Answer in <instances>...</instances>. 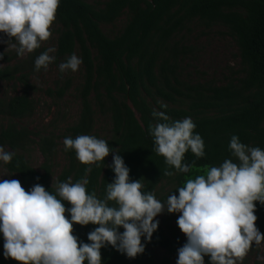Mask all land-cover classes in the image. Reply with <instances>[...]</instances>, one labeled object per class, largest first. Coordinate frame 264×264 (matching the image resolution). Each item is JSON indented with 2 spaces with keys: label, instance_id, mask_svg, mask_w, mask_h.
Wrapping results in <instances>:
<instances>
[{
  "label": "trees",
  "instance_id": "trees-1",
  "mask_svg": "<svg viewBox=\"0 0 264 264\" xmlns=\"http://www.w3.org/2000/svg\"><path fill=\"white\" fill-rule=\"evenodd\" d=\"M55 16L53 22L60 28L55 31L56 60L50 65L58 67L77 52L82 60L81 80L73 88L80 109L76 121L56 136L40 135L14 122L0 127V146L14 153L8 164H2L22 187L39 183L55 195L59 182H67L71 177L75 183L86 176V191L103 199L106 184L114 176L103 165L111 164V153L99 166L91 165L92 171L85 174L88 165L76 159L74 150L65 151L63 147L66 164L54 184L49 183L58 151L57 140L95 136L91 131L96 114L108 116L110 134L103 140L119 152L130 170V180L140 179L144 191L152 192L155 198L157 191H163L162 184L169 187L158 199L162 202L170 193L176 194L175 190L187 179L219 166L224 159L235 160L228 148L232 135L249 147L264 149V0H60ZM122 17L124 21L116 33L108 35L102 30V25L113 26ZM192 23L205 29L225 28L237 47L240 76L223 85L188 83L183 79L182 62L191 55L192 48L182 44L181 38L180 42L175 38L189 31ZM1 49L0 81L13 82L12 90L18 84L21 92L0 98V117L21 120L35 111V101L30 97L35 87L29 83L25 66L9 65L17 56L15 51ZM46 49L41 46L28 54L24 62L30 69L34 68L35 58ZM69 79L61 84L55 82L45 94L55 100L62 98L73 83ZM162 104L166 108H161ZM154 111L164 112L170 121L190 117L194 122V132L204 142L205 155L197 158L190 151L185 153L182 162L191 165L189 173L176 172L156 154L148 133L150 124L161 122L153 116ZM34 144L43 157L42 172L31 167L22 155ZM165 171L173 175H165ZM65 207L70 205L65 203ZM254 214L255 226L264 236V206L257 204ZM176 215L163 214L143 254L129 259L106 246L100 250L102 264H172L171 257H177V249L186 240L176 225ZM93 227L74 224L72 233L88 243L86 234ZM154 248L165 252L159 261L153 258ZM0 264H18L3 257L2 238ZM204 264H209L207 256Z\"/></svg>",
  "mask_w": 264,
  "mask_h": 264
},
{
  "label": "clouds",
  "instance_id": "clouds-1",
  "mask_svg": "<svg viewBox=\"0 0 264 264\" xmlns=\"http://www.w3.org/2000/svg\"><path fill=\"white\" fill-rule=\"evenodd\" d=\"M59 3L0 0V34L9 38L3 41L5 50L25 57L40 48L52 35L50 26ZM55 52V47L41 52L34 60V71H47L56 60ZM81 63V58L71 54L59 63L58 70L76 72ZM153 116L161 121L148 127L156 154L176 172L189 173L191 165L182 162L185 153L190 151L197 158L205 155L194 122L190 117L170 121L164 112L154 111ZM63 145L88 165L85 174L92 171L91 165L99 166L112 154L111 164L103 163L114 174L106 184L105 197L86 191V176L75 183L71 177L59 182L55 195L39 183L26 191L18 180H0V238L5 259L18 264H102L100 250L106 246L134 259L144 253L158 227L155 218L164 213L178 214L176 225L186 238L177 249L175 264H204L205 256L209 264H238L253 244L264 241L254 214L257 204L264 206V149L249 147L236 135L228 143L235 160L224 159L219 166L187 179L163 202L144 191L140 179L130 180L123 158L105 140L78 135L65 137ZM13 155L0 146V162L8 164ZM165 175L173 172L165 171ZM74 224L94 226L86 234L88 243L72 233Z\"/></svg>",
  "mask_w": 264,
  "mask_h": 264
},
{
  "label": "rangeland",
  "instance_id": "rangeland-1",
  "mask_svg": "<svg viewBox=\"0 0 264 264\" xmlns=\"http://www.w3.org/2000/svg\"><path fill=\"white\" fill-rule=\"evenodd\" d=\"M123 21L124 17L118 19L113 26L102 25V30L108 35L116 33ZM59 28L58 24L52 23L50 26L52 35L47 41L41 43L42 47H55L54 42L57 36V32L55 33V31ZM180 38L182 39V44L192 48L191 55L182 62L183 79L186 82H211L215 85H223L230 79L232 80V78L240 76L241 66L237 47L233 39L227 34L225 28L213 26L205 29L197 23H192L189 26V31L175 39L180 42ZM8 39L4 34H0V47H2V52L14 51L5 50L7 45L3 41ZM74 54L77 55V52ZM24 60H28V55L25 57H14L9 65L21 64L25 66L24 71L29 74V83L35 87L30 92V97L35 101V111L31 116L21 120L9 121L6 118L0 117V127L14 122L40 135H59L68 125L76 121L79 114L80 104L73 85H76L81 80V77L79 78L81 65L76 72L67 71L61 73L56 65H49L47 71L41 69L39 72H35L34 68L30 69L28 63L24 62ZM67 78H70L69 80L73 81V83H71V87L67 89L62 98L55 100L45 94L48 88L54 87L55 82L58 81L61 84ZM12 84L13 82L0 81V98H6L21 92V87L18 84L16 90H12ZM110 128L111 125L108 116L95 115L93 129L91 131L93 135L98 139L106 138L110 134ZM34 139L37 141L38 137L35 136ZM57 143L58 151L52 162V174L49 179L51 185L54 184L55 177L66 164V158L63 153V138H59ZM3 148L5 151H10L6 146H3ZM22 155L31 167L42 172L41 165L43 163V157L35 144L28 147L26 151H23ZM0 175H3L0 176V180H17L15 175L6 171L2 162H0ZM24 189L27 191L29 188ZM162 190L157 191V199L163 196V192L166 193L169 187L166 184H162ZM162 216L163 214L155 219L161 221ZM151 252L155 261H159L165 255V252L159 248H154ZM176 259V256L171 257L172 264H175ZM255 262L264 264V243H260L252 248L250 247L243 261L238 262V264H253Z\"/></svg>",
  "mask_w": 264,
  "mask_h": 264
}]
</instances>
